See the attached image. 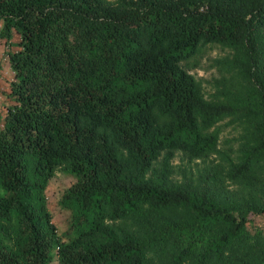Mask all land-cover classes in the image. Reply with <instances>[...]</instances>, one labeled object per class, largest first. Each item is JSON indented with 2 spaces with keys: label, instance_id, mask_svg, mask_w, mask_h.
<instances>
[{
  "label": "trees",
  "instance_id": "1",
  "mask_svg": "<svg viewBox=\"0 0 264 264\" xmlns=\"http://www.w3.org/2000/svg\"><path fill=\"white\" fill-rule=\"evenodd\" d=\"M0 22V39L17 35L0 264H264L248 218H264V0H0ZM206 44L232 50L243 94L204 98L183 62ZM225 118L246 124L226 156ZM211 154L223 162L192 177ZM59 167L74 178L58 199L66 240L44 194Z\"/></svg>",
  "mask_w": 264,
  "mask_h": 264
},
{
  "label": "rangeland",
  "instance_id": "2",
  "mask_svg": "<svg viewBox=\"0 0 264 264\" xmlns=\"http://www.w3.org/2000/svg\"><path fill=\"white\" fill-rule=\"evenodd\" d=\"M3 40L2 38V41H0V65L4 64L7 66L5 50L14 49L17 35L12 34L7 41L4 42ZM8 42H11L10 45ZM231 54L232 50L229 48L216 44H206L200 46L197 52L187 59L185 64L183 62V67L187 69V72L192 74L199 81L204 98L208 100H227L235 98L239 94H243L247 84L237 75L235 70H232L226 63V60L230 58ZM260 65H264V59H262ZM10 78L11 74L8 76L9 80ZM6 80L3 81V85L0 84V127L5 106L9 102L7 94L4 93V82H6ZM244 124L243 120L238 122L225 118L215 125L219 129L217 149L224 151L225 156L227 151L234 152L236 150L237 143L245 132L246 124ZM222 162V156L211 154L202 160L189 163L187 168L191 174L193 172L198 174L202 172V168L205 166L214 167L213 169L216 170L217 165ZM173 164L176 168V166H181L183 162L176 157L173 160ZM191 176L194 177L195 175L192 174ZM175 179L179 180V175H175ZM73 181V176L67 173L63 167H59L49 179L44 193L47 209L51 213V220L56 227L58 236L62 240H66L62 233L68 226L69 217L67 211L58 205V199L62 189L68 187ZM190 182L191 184L196 183L195 180ZM223 184L228 191L234 192L238 189V186L230 180H223ZM248 218L250 225L264 230V218L261 215L250 214ZM51 257V260L46 264H57L55 256L52 254Z\"/></svg>",
  "mask_w": 264,
  "mask_h": 264
},
{
  "label": "crops",
  "instance_id": "3",
  "mask_svg": "<svg viewBox=\"0 0 264 264\" xmlns=\"http://www.w3.org/2000/svg\"><path fill=\"white\" fill-rule=\"evenodd\" d=\"M0 41H2V39ZM9 75H10L9 68L7 66H5L4 64H1L0 65V84L3 85V81L7 79L6 82H4V84H5L4 93L7 94V96H8V83L10 81L8 79Z\"/></svg>",
  "mask_w": 264,
  "mask_h": 264
}]
</instances>
